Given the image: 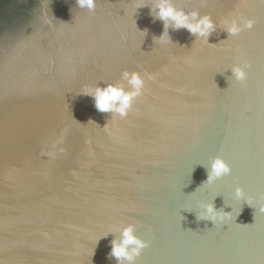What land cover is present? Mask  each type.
<instances>
[{"label":"water","instance_id":"1","mask_svg":"<svg viewBox=\"0 0 264 264\" xmlns=\"http://www.w3.org/2000/svg\"><path fill=\"white\" fill-rule=\"evenodd\" d=\"M18 1L0 22V264H117L129 223L149 242L136 264H264V0H174L217 30L166 45L153 0ZM235 16L254 27L229 37ZM124 71L145 87L121 119L84 93ZM216 156L231 175L203 184ZM208 202L232 219L198 221Z\"/></svg>","mask_w":264,"mask_h":264},{"label":"clouds","instance_id":"2","mask_svg":"<svg viewBox=\"0 0 264 264\" xmlns=\"http://www.w3.org/2000/svg\"><path fill=\"white\" fill-rule=\"evenodd\" d=\"M80 9L94 13L96 10V0H75ZM137 9L149 7L137 3ZM151 11L155 12V19L163 22L164 32L158 38L161 45L172 42L169 37V29H186L192 36L202 39L208 43V38L217 30L216 23L210 15H201L199 11H185L178 8L174 0H153ZM255 21L244 16H235L221 21L222 29L227 32L229 37H237L245 30H251ZM251 68V63L244 60L242 63H236L230 67L232 78L238 83H243L248 78L247 70ZM145 80L139 72L124 71L121 74V80L115 84H107L106 87L96 86L88 87L85 95L94 99L95 107L101 113H111L113 116L126 118L132 110L134 102L143 94ZM207 180L204 183L213 182L231 175V167L225 160L216 156L212 159L209 166L205 167ZM235 198L245 199V193L242 188H235ZM248 203V202H247ZM249 204V203H248ZM201 211L196 213L198 221H211L215 226L224 225L225 221L231 220V214L223 210H216L214 203H201ZM264 211V208L261 209ZM137 224L129 223L120 231L119 237L111 240V252L109 259L115 258L117 264H136L144 249L149 247V242L141 239L136 233Z\"/></svg>","mask_w":264,"mask_h":264},{"label":"trees","instance_id":"3","mask_svg":"<svg viewBox=\"0 0 264 264\" xmlns=\"http://www.w3.org/2000/svg\"><path fill=\"white\" fill-rule=\"evenodd\" d=\"M22 7L23 4H21L18 0H0V19H5L7 21L10 20L13 18L11 13L15 10H20Z\"/></svg>","mask_w":264,"mask_h":264},{"label":"flooded vegetation","instance_id":"4","mask_svg":"<svg viewBox=\"0 0 264 264\" xmlns=\"http://www.w3.org/2000/svg\"><path fill=\"white\" fill-rule=\"evenodd\" d=\"M29 1H30V0H29ZM29 1H28V2H29ZM31 1H32V0H31ZM12 4H13V3H12ZM10 7H11V6H10ZM10 7H9V8H10ZM13 12H14V13H13ZM13 12H12L13 14L11 13V15H12V16H15L16 14H19V13L21 12V10H15V11H13ZM0 22H3V20L0 19Z\"/></svg>","mask_w":264,"mask_h":264}]
</instances>
